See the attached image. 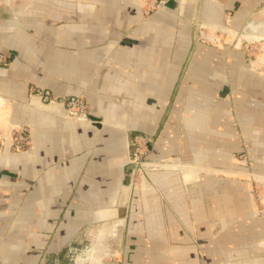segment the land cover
Wrapping results in <instances>:
<instances>
[{
    "label": "crops",
    "instance_id": "1",
    "mask_svg": "<svg viewBox=\"0 0 264 264\" xmlns=\"http://www.w3.org/2000/svg\"><path fill=\"white\" fill-rule=\"evenodd\" d=\"M216 13L261 51L203 39ZM75 96L95 120L63 117ZM20 127L0 264H264V0H0V135Z\"/></svg>",
    "mask_w": 264,
    "mask_h": 264
},
{
    "label": "rangeland",
    "instance_id": "2",
    "mask_svg": "<svg viewBox=\"0 0 264 264\" xmlns=\"http://www.w3.org/2000/svg\"><path fill=\"white\" fill-rule=\"evenodd\" d=\"M154 1L155 0H148V4L146 6L148 7ZM155 4L157 6L158 3H155ZM161 8H155V10H158ZM215 15H216L215 17L211 16L210 20H207L205 22V24H206L205 26L202 25V26L198 27L199 28V34L203 39H206L207 41H211L212 43H216L218 45H223V46H226V45H228V46L234 45L235 46V43H237L239 41L238 45H241L242 47L247 48L248 51H252V52L261 51V49H260L261 45L259 43H258L259 45L256 43H247L245 41L243 42V40H240L238 37L235 38V36H234L235 28L231 29L230 26L225 27L226 25H224V23L226 21L225 15H223V17L221 14L218 15V13H216ZM213 19L218 20L217 22H219L218 24H221V27L214 26L215 24L212 22ZM46 97L49 99L51 98V96L48 95L47 93H46ZM75 97H81V99H83V106L79 105V106L75 107V110H77L79 113L86 110L88 113V116L90 118V108H89L88 103L84 99V97L83 96H75ZM68 99L64 100L65 112L67 111V109H69V106L66 105ZM65 112H64V114H65ZM64 114H63V117H64ZM64 118H66V117H64ZM66 119H68V118H66ZM71 120H73V119H71ZM74 121H81V120H74ZM88 121H91V119H89ZM12 131H13L12 132L13 133L12 138L10 136H8V137H10V140L12 142V147L15 150H26L31 146V139H30L29 134L27 132H24L21 127L20 128H14ZM20 135L29 139L30 143L28 146L22 145L21 143H18L16 141L15 138L20 137ZM6 136L7 135H5V134L0 135V148H1L2 142L4 141ZM136 155H138L137 152L133 154L132 159H134ZM138 157H139V155H138ZM139 161L141 162L140 163L141 165L142 164L144 165L145 162L143 160L139 159ZM160 163H163V162H160ZM168 164H172V163L169 162ZM138 168H141V167H138ZM244 179H246L247 183H249V185H250L249 191H250L252 197L254 198L255 207H257L258 209H261L262 205H264V174L263 173L262 174L257 173V172H250L247 175V178H244Z\"/></svg>",
    "mask_w": 264,
    "mask_h": 264
},
{
    "label": "built area",
    "instance_id": "3",
    "mask_svg": "<svg viewBox=\"0 0 264 264\" xmlns=\"http://www.w3.org/2000/svg\"><path fill=\"white\" fill-rule=\"evenodd\" d=\"M168 0H155L151 5L148 7L146 6L148 4V0H141L143 7H144V12L145 14H150L155 10V8H161L164 5H166ZM155 3H158L157 6ZM67 106H69V109L64 114V117L68 119H73V120H81V121H88L90 118L88 116V113L86 110L82 112H78L75 110V107L82 105L83 106V99L81 97H71L67 101ZM12 134H7V136H10L12 138ZM18 143H21L22 145H29L30 141L26 137L20 135V137L15 138ZM134 161L136 163V166L140 164L141 162L139 161L138 155L135 156Z\"/></svg>",
    "mask_w": 264,
    "mask_h": 264
},
{
    "label": "water",
    "instance_id": "4",
    "mask_svg": "<svg viewBox=\"0 0 264 264\" xmlns=\"http://www.w3.org/2000/svg\"><path fill=\"white\" fill-rule=\"evenodd\" d=\"M90 119L91 120H95L96 118L94 116L90 115ZM148 165V163H144V166ZM151 165V164H149ZM136 163H131L128 167H127V177H126V182L129 183L131 181L132 178V174H133V169L135 168Z\"/></svg>",
    "mask_w": 264,
    "mask_h": 264
}]
</instances>
